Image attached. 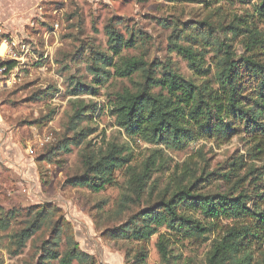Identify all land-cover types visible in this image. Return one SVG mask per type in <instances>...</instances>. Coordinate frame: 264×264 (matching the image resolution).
I'll return each mask as SVG.
<instances>
[{
	"label": "rangeland",
	"instance_id": "obj_1",
	"mask_svg": "<svg viewBox=\"0 0 264 264\" xmlns=\"http://www.w3.org/2000/svg\"><path fill=\"white\" fill-rule=\"evenodd\" d=\"M258 3L259 0H0V62L8 64L6 87L0 89V264H41L45 260L60 264L58 259H44V254L49 248L64 252L68 232L74 234L83 251L95 257L97 264H208L214 240L230 224L228 220L212 221V231L202 239L183 240L165 227L142 241L111 238L110 229L146 205H134L123 214L118 211L129 171L141 170L156 145L129 137L112 114L117 94L133 89V80H140V76L134 75L132 80L120 78L112 67H107L110 77L100 85L90 69L89 55L91 46L111 54L107 24L112 20L126 38L138 39L135 47L125 48L121 56H144L156 63L171 61L186 78L198 84L211 82L220 56L206 51L205 63L211 66V72L207 76L197 74L182 55L169 48L174 21L192 35L199 32L196 22L201 20L228 26L242 17L264 29V19L256 11ZM227 30L228 39L226 34H220L223 40L230 42L239 55L245 54L243 44L248 41V33L236 36L231 28ZM256 50L264 60V45ZM79 79L94 86L98 93L73 94L71 82ZM77 100L87 105L95 103L97 108L89 109L93 117L79 120L74 131H92L81 145L71 144L70 151L61 149L52 159L45 158L52 146L74 134L68 127L72 126ZM112 144L124 148L129 156L128 165L115 170L112 184L94 191L67 183L68 177L82 172L87 150L105 152ZM249 146L248 137L242 133L230 141L201 139L184 149H165V166L153 174L150 183L157 192L172 191L184 175L218 170L238 175L231 181L215 180L204 191L224 192L239 186L251 192L258 171L248 174V168L253 165L261 171L264 159L251 161L246 154ZM245 155L243 162L241 157ZM240 162L245 165L242 169H238ZM42 205L49 207L45 223L25 247L19 248L14 235L27 226L36 214L35 208ZM198 217L207 224L211 222ZM56 226L60 230L56 231ZM161 233L170 239L168 261H163L157 246ZM139 252L147 254L144 263L139 260ZM257 260L255 264H264V254Z\"/></svg>",
	"mask_w": 264,
	"mask_h": 264
},
{
	"label": "trees",
	"instance_id": "obj_2",
	"mask_svg": "<svg viewBox=\"0 0 264 264\" xmlns=\"http://www.w3.org/2000/svg\"><path fill=\"white\" fill-rule=\"evenodd\" d=\"M241 1L251 3L254 0ZM256 6L257 13L264 19V0H259ZM239 19L238 23L228 26L215 25L208 20L197 21V35L186 32L178 21H174L169 48L182 55L197 74L207 76L211 72V66L205 63L206 51L212 50L220 56L213 80L201 84L176 71L171 61L156 63L149 62L144 56H121L125 48L135 47L138 39L134 36L126 38L112 20L107 24L111 54L96 51L91 46L90 69L100 85L110 77L111 71L107 67H112L114 75L120 78L132 80L134 75L140 76V80H133V89L117 94L112 114L129 137L142 138L156 145L141 170L129 171L118 211L123 214L134 205L141 206L143 202L146 205L110 229L112 239L146 240L158 232L159 227H165L183 240L202 239L212 231V221L225 219L230 224L214 240L207 257L208 264H255L259 255L264 254V168L260 171L249 166L248 174L258 171L251 192L239 186L224 192L204 191L215 180L231 181L238 175L218 170L184 175L180 185L172 191L157 192V187L150 183L153 174L165 166L162 159L165 149H184L201 139L230 141L244 133L250 145L246 154L251 161L264 159V60L256 50L264 45V29L242 17ZM229 28L236 36L248 33V41L243 44L245 54L239 55L230 42L223 40L220 34H226L228 39ZM183 38L191 43H183ZM71 83L75 95L98 93L94 86L80 79ZM76 106L68 131L76 130L79 120L91 119L93 114L88 113L89 109L95 111L97 108L95 103L87 105L83 100H77ZM90 131V128L74 131L72 136H66L65 140L52 146L44 157L52 159L61 149L70 151L71 144L81 145ZM241 158L246 161V155ZM243 162L238 164V169L244 168ZM82 163V172L68 177L67 183L100 191L115 181V170L128 165L129 156L124 148L112 144L105 152L102 149L87 150ZM35 210L36 214L27 226L14 235L19 248L26 246L47 219L48 205ZM198 215L211 222L205 223ZM55 230L60 229L56 226ZM169 243L170 239L161 233L157 246L163 261L169 260ZM67 244L64 252L47 249L44 259H58L60 264H97L94 256L80 248L74 234L68 232ZM139 257L144 263L147 254L142 252ZM41 264L51 263L45 260Z\"/></svg>",
	"mask_w": 264,
	"mask_h": 264
},
{
	"label": "built area",
	"instance_id": "obj_3",
	"mask_svg": "<svg viewBox=\"0 0 264 264\" xmlns=\"http://www.w3.org/2000/svg\"><path fill=\"white\" fill-rule=\"evenodd\" d=\"M4 44H7V42L4 41ZM5 61V60H2ZM8 64L7 63H2L0 62V89H4L6 87V74L8 72ZM7 82L9 83L10 81L7 80Z\"/></svg>",
	"mask_w": 264,
	"mask_h": 264
},
{
	"label": "crops",
	"instance_id": "obj_4",
	"mask_svg": "<svg viewBox=\"0 0 264 264\" xmlns=\"http://www.w3.org/2000/svg\"><path fill=\"white\" fill-rule=\"evenodd\" d=\"M3 7H0V12H2ZM1 15V14H0Z\"/></svg>",
	"mask_w": 264,
	"mask_h": 264
}]
</instances>
